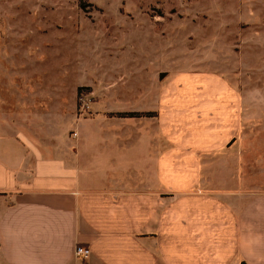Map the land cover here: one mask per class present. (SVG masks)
<instances>
[{
  "label": "crops",
  "instance_id": "obj_1",
  "mask_svg": "<svg viewBox=\"0 0 264 264\" xmlns=\"http://www.w3.org/2000/svg\"><path fill=\"white\" fill-rule=\"evenodd\" d=\"M2 97L0 264H264V192L206 187L242 117L223 77L175 73L155 115L99 106L58 135Z\"/></svg>",
  "mask_w": 264,
  "mask_h": 264
},
{
  "label": "rangeland",
  "instance_id": "obj_2",
  "mask_svg": "<svg viewBox=\"0 0 264 264\" xmlns=\"http://www.w3.org/2000/svg\"><path fill=\"white\" fill-rule=\"evenodd\" d=\"M182 71L218 74L241 100L206 187L264 192V0H0L1 95L34 106L26 126L43 133L93 121L99 106L155 115Z\"/></svg>",
  "mask_w": 264,
  "mask_h": 264
},
{
  "label": "trees",
  "instance_id": "obj_3",
  "mask_svg": "<svg viewBox=\"0 0 264 264\" xmlns=\"http://www.w3.org/2000/svg\"><path fill=\"white\" fill-rule=\"evenodd\" d=\"M77 90H78V92H82L83 90L85 91V92H87L88 90H89V88L88 87H83V86H80V87H78L77 88ZM118 116H140L141 114L140 113H134V112H130V113H118L117 114ZM146 116H152L153 114H152V112H149V113H147V114H145Z\"/></svg>",
  "mask_w": 264,
  "mask_h": 264
},
{
  "label": "built area",
  "instance_id": "obj_4",
  "mask_svg": "<svg viewBox=\"0 0 264 264\" xmlns=\"http://www.w3.org/2000/svg\"><path fill=\"white\" fill-rule=\"evenodd\" d=\"M89 253H90L89 248L84 245H77L75 247L74 254L76 256H87Z\"/></svg>",
  "mask_w": 264,
  "mask_h": 264
}]
</instances>
